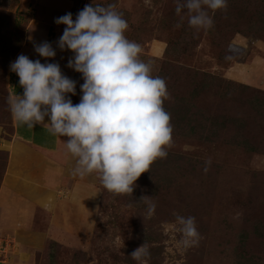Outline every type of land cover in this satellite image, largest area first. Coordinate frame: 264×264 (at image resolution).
<instances>
[{
	"label": "rangeland",
	"instance_id": "374dc122",
	"mask_svg": "<svg viewBox=\"0 0 264 264\" xmlns=\"http://www.w3.org/2000/svg\"><path fill=\"white\" fill-rule=\"evenodd\" d=\"M93 4L116 5L129 25L125 35L165 79L173 145L131 195H115L95 173L73 175L75 159L61 137L59 191L54 180L45 196L31 199L37 210L24 220L0 210V264H138L130 254L143 243L147 264H264V0H227L226 10L209 11L214 26L199 31L185 12L181 21L176 0H0V192L9 161L2 144L13 134L10 64L46 39L58 53L66 25L55 20L67 13L75 20ZM73 56L65 49L46 61L76 82V94L68 95L77 104L84 81L67 66ZM186 108L206 128L217 115L234 126L215 135L187 131ZM145 196L156 205L152 215ZM176 215L195 217L198 246L180 244Z\"/></svg>",
	"mask_w": 264,
	"mask_h": 264
},
{
	"label": "clouds",
	"instance_id": "9594fccd",
	"mask_svg": "<svg viewBox=\"0 0 264 264\" xmlns=\"http://www.w3.org/2000/svg\"><path fill=\"white\" fill-rule=\"evenodd\" d=\"M227 0H176L175 12L197 31L214 26L217 10H226ZM66 25L58 47L74 53L68 67L82 74L80 102L76 82L62 73L58 63H41L20 54L10 64L19 77L22 94L13 93L8 104L13 119L22 126L43 125L66 138L64 146L75 159L73 175L95 173L101 185L115 195H131L135 182L157 159H164L173 145L171 114L164 103L170 99L164 78L153 74L151 61L142 59V46L125 35L129 25L115 4L85 5L73 20L67 13L55 20ZM181 25L178 23L177 27ZM45 59L54 58L51 43L34 44ZM211 160L205 161V173ZM148 198V214L156 205ZM180 244L198 246L201 235L195 217L176 215ZM130 256L138 264L150 257L143 243Z\"/></svg>",
	"mask_w": 264,
	"mask_h": 264
},
{
	"label": "crops",
	"instance_id": "0c3cea01",
	"mask_svg": "<svg viewBox=\"0 0 264 264\" xmlns=\"http://www.w3.org/2000/svg\"><path fill=\"white\" fill-rule=\"evenodd\" d=\"M59 51L61 50H58L56 56ZM20 54L28 56L31 60L39 59L41 63H51L40 57L33 47L21 50L16 59ZM59 59L61 61V57ZM10 88L11 94L23 93L16 73L12 74ZM12 124V138L7 144H2L8 153L9 161L0 192V210L9 217L18 216L24 220L28 211L36 205L31 199L45 196V190L49 191L54 180L55 190L60 189L62 171L58 159L61 153V137L51 134L43 125L34 128L19 125L13 117ZM38 182L41 184L37 185Z\"/></svg>",
	"mask_w": 264,
	"mask_h": 264
},
{
	"label": "trees",
	"instance_id": "16d2710c",
	"mask_svg": "<svg viewBox=\"0 0 264 264\" xmlns=\"http://www.w3.org/2000/svg\"><path fill=\"white\" fill-rule=\"evenodd\" d=\"M201 77H208V76L205 74H202ZM193 79L196 81V83L194 82L195 83L194 86L197 87L199 85V83L197 82L198 78L196 77V75H193ZM203 81L206 82L208 80H203ZM203 81L200 83L201 86L204 85ZM196 90H198V91H195V93L192 92L191 97H190V101H188V102H190V105H192V103H194L195 98L198 96V93L200 92V86ZM195 95H196V97H195ZM182 110L185 111V109H182ZM185 115H186L187 125H184V126H186L185 128H188L187 131L190 130V132L195 131L197 127H200L201 129H208L209 128L208 133L215 135V131L216 132H218L219 130L222 131V130L227 129V127H229V126H234V122L231 121V119H228L227 115L226 116H223V115L214 116L213 120L210 122V125L207 128H206V126H204L205 123L200 119L201 116L198 113H195L191 109L186 108V114ZM237 117L239 118V115H237ZM220 118L222 119V122L218 123V120Z\"/></svg>",
	"mask_w": 264,
	"mask_h": 264
},
{
	"label": "built area",
	"instance_id": "2783aa9c",
	"mask_svg": "<svg viewBox=\"0 0 264 264\" xmlns=\"http://www.w3.org/2000/svg\"><path fill=\"white\" fill-rule=\"evenodd\" d=\"M46 41H47V42H50V40H49V39H47Z\"/></svg>",
	"mask_w": 264,
	"mask_h": 264
}]
</instances>
